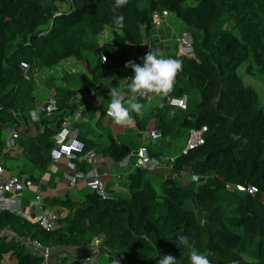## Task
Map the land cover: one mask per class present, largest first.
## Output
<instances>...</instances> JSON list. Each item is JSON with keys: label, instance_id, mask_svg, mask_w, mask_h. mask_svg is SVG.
<instances>
[{"label": "trees", "instance_id": "1", "mask_svg": "<svg viewBox=\"0 0 264 264\" xmlns=\"http://www.w3.org/2000/svg\"><path fill=\"white\" fill-rule=\"evenodd\" d=\"M113 4L114 0H0V156L5 175L10 168L6 160L14 159L18 147L28 165L12 174L38 181L51 162L54 133L78 109L87 120L72 124L84 142V150L71 159L79 170L89 169L84 155L92 147L98 146L95 151L113 161L128 156L131 143L116 142L107 131L106 145L97 144L83 129L105 115L109 89L127 88L130 81L125 77L134 74L124 64H142L150 48L181 61L182 70L168 96L187 95V108H171L167 96H158L142 116L133 113L138 136L152 128L162 135L146 143L145 166H135L129 157L134 169L126 176L125 191L104 185L107 197L89 187L79 199L46 196L43 207L58 215L53 229L0 209V264L6 257L15 264H47L25 239L60 254L51 264H156L165 254L190 264L189 250L176 245L179 235L194 241L211 264H264V111L258 106V93L243 83L240 73L247 64V74H252L253 65L264 76V0H128L119 10L123 28L112 24ZM161 10L181 23L180 30L191 33L194 57L177 55L176 43L171 51L168 40L152 35V13ZM228 20L233 21L232 30L224 27ZM107 28L114 38L100 39ZM128 44L135 53L125 50ZM69 57L84 61L87 70L64 73L63 84H50L57 110L41 111L32 120V72L37 65L51 68ZM21 62L29 65L28 79ZM80 89L100 98L99 103L77 99ZM148 97L139 102L144 106ZM127 99L131 97L125 96V105ZM201 126L207 128L204 143L187 153L174 152L190 128ZM9 129L18 135L13 149L3 152ZM162 165L168 172L158 180L154 174ZM184 169L199 175L200 181L183 178ZM237 184L257 191L227 188ZM91 246L95 251L88 255L77 257L69 251Z\"/></svg>", "mask_w": 264, "mask_h": 264}, {"label": "built area", "instance_id": "2", "mask_svg": "<svg viewBox=\"0 0 264 264\" xmlns=\"http://www.w3.org/2000/svg\"><path fill=\"white\" fill-rule=\"evenodd\" d=\"M169 17V12L167 10L154 11L152 13V24L154 28L162 27L163 23L167 21ZM176 30L172 27L169 31V36L162 38L163 35L157 33L156 38H160V40L171 39L176 43V54L186 57H194V46H193V38L189 31L180 30L179 32H175ZM104 60V58H103ZM21 68L24 72V77L26 79L29 78L28 69L29 65L26 62L20 63ZM130 78V74L125 77V80ZM76 98L82 100L84 102H98L100 98L95 97L94 94H90L85 92L83 89H80ZM166 103L168 106L174 109H186L188 105V97L183 94L181 96H167ZM40 110L33 112L31 111V116H35L33 120L36 119V114H39L41 111H45L47 114H50L57 110V104L54 96L53 89L50 91V95L47 101L39 107ZM108 105L105 109V115H107ZM110 118V117H109ZM82 119V109H78L71 121H63L58 130L53 135V145L50 149L49 155L51 161H59L62 158L72 159L77 157L79 153L84 150V142L78 138L79 129L72 128L73 122H78ZM112 120V118H110ZM206 126H201L199 128H190L187 132L185 145L181 150V153H187L188 150L193 149L194 147L204 143L206 132ZM18 131L14 129H9L6 134L5 139V147L3 152H7L13 149L14 141L17 138ZM162 133L158 128L146 129L145 134L142 136V140L137 147H133L130 149L128 153V158H134L135 166H145L149 161V155L146 148V143L143 141L144 139L149 140H157L161 137ZM87 164L89 165V176H91L92 180L89 182V185L96 189L97 193H99L102 197H107V193L105 192V187L102 181L100 180V171L97 168V165L104 161L105 157L101 153H97L96 151H86L84 155ZM173 161V158L170 159V162ZM171 167V163L168 165ZM85 176V173H69L68 177L70 179V186L74 187L75 184L79 181L80 176ZM180 175L185 178H190L192 174H190L187 170H183L180 172ZM229 189H238L242 191H246L250 194L257 191L254 186L244 187L242 185L229 186ZM30 192L29 203L24 206L23 204V196L27 195L26 193ZM43 196L41 194L40 185L37 184L34 180L26 177L25 175L11 174L9 176L5 175V163L0 156V209L8 210L11 212H15L21 215L24 218L35 220L45 229H53L58 225V215L56 212L49 210L48 208L43 207ZM38 210L35 213V210ZM98 240L95 239L91 245H97ZM24 244L38 251L44 257L45 263L48 262L50 249L45 248L40 243L36 241H32L29 239L24 240ZM7 259V257L5 258ZM75 264V262H73Z\"/></svg>", "mask_w": 264, "mask_h": 264}, {"label": "clouds", "instance_id": "3", "mask_svg": "<svg viewBox=\"0 0 264 264\" xmlns=\"http://www.w3.org/2000/svg\"><path fill=\"white\" fill-rule=\"evenodd\" d=\"M127 2L128 0H114L111 9L113 12V26L124 27V16L119 10ZM106 59L104 57V61ZM141 59L142 64H137L133 60H129L124 64V67L130 68L134 74L126 79L130 81L126 89L118 90L116 87L109 89L110 103L108 104L107 115L117 125H129L133 122V113L136 115L142 114L143 104L139 102L140 98H146L149 95L168 96L174 89L175 77L182 70L181 61L164 57L159 48L148 49ZM126 95L131 97L127 105L124 102ZM190 179L192 182L198 183L200 176L192 174ZM176 245L189 250L188 259L190 264H211V261L205 255L198 252L195 242L191 241L187 235L177 236ZM156 264H180V262L171 254H165L160 255L156 260Z\"/></svg>", "mask_w": 264, "mask_h": 264}, {"label": "crops", "instance_id": "4", "mask_svg": "<svg viewBox=\"0 0 264 264\" xmlns=\"http://www.w3.org/2000/svg\"><path fill=\"white\" fill-rule=\"evenodd\" d=\"M160 34L163 35L162 38L168 37L170 35L168 32H164V31H162ZM158 100H159L158 96H153V101H151V102H155ZM97 103H99V102H96V104ZM126 103H128V102L126 101ZM148 103H150V101H148ZM148 103H146V104H148ZM147 110H148V107L143 108L141 116L145 112H147ZM98 114H99V112H98ZM108 119L111 120L106 115H104L101 118L100 122H98V123H96L95 120L92 119V120H90V123L84 125L85 128L83 129V131H85V134L87 136H89L93 140V142H96L97 144L99 143L102 145H106L107 139H106L105 134L107 131H109L111 136L116 141L118 139V137L113 136V133L111 132V130L106 129L105 121ZM81 120L83 121V120H85V118L82 117ZM85 121H87V120H85ZM149 122H151V124H152V120ZM136 125H137L136 120H135V118H133V122L131 124L126 125V126H121V127L123 129V132L133 131L136 133V135H138V132H137L138 130L136 128ZM145 132H146V130L139 131L140 136H137V139H138L137 144H133V147L139 146V144L142 140V136L145 134ZM123 134H125V133H122V135ZM124 136H125L124 141L127 143H130V142H128L130 140H127V139L135 138V136L128 137L130 135H127V134ZM96 148H98V146H96L94 148L92 147L91 149H89V151H95ZM97 153H99V152H97ZM20 154H21L20 150L18 149V147H16V150L12 153L13 158L16 159V162H15L16 167L14 169H12L9 166L10 168L8 170H6V175H10L12 173H17L18 171H20V169H21V164H20L21 163L20 162L21 155ZM104 157H105L104 161H102L100 164L97 165V168L100 171V180L107 187V189H109V190L110 189H116V190L122 191V190H120V188H118V186L120 184H123V185L125 184L124 187L126 186V176L130 171H132L134 169V166L132 165L131 159H129L126 156L123 160L117 162V161H113L108 156H104ZM165 167H167V165H162L160 168H158L156 170L157 172L154 174V177L159 180V179H161V176L163 177L164 175H167L168 170H166ZM88 170L89 169H87L86 171H81L77 168V166L74 164V162L71 159L62 158L61 160L56 161V162L51 161L47 165L46 169L40 175L38 181H35V182L40 185L41 194L43 196V199L46 196L62 197L65 194L70 195L74 199H79L82 197V195L85 193V191L88 190V187L92 188L89 185V182L92 180V178H91V176H89ZM83 172L85 173V176L81 175L79 178V181L75 184V186L71 187L70 186V179L68 177L69 173L80 174ZM26 194L27 195H24L23 199H22L24 206L28 205V203H29L30 192H27ZM91 250H92L91 247L79 248L77 252L80 255H88L91 253L90 252Z\"/></svg>", "mask_w": 264, "mask_h": 264}, {"label": "rangeland", "instance_id": "5", "mask_svg": "<svg viewBox=\"0 0 264 264\" xmlns=\"http://www.w3.org/2000/svg\"><path fill=\"white\" fill-rule=\"evenodd\" d=\"M175 21V18L169 14V17L167 19V21H165L162 25V27L160 28H154L153 29V36H157L156 34L157 33H161L162 31L164 32H168L169 33V30L173 27L176 31L175 32H179L180 31V27H181V23L179 21H176V22H173ZM224 27L226 29H229V30H232L233 29V21L232 20H228L227 22L224 23ZM114 36L111 32L110 29H106L100 36V39H113ZM167 41V39H164ZM169 44L171 45V51H173V47L174 46V43L175 41L174 40H171L169 39L168 40ZM117 47H120L119 43H116L115 44ZM125 50L130 53V54H133L135 53V49L134 47L131 45V44H128L126 47H125ZM248 65L245 64L241 70H240V73L242 74V79H243V83L245 85H248L250 87H252L257 93H258V96H259V101H258V106L261 107V109H263L264 111V76L260 75L257 71H256V68L252 65L251 66V70H252V74L249 75L247 74L246 72V67ZM36 70L34 72H32V75H33V78H34V82H35V91H34V97H35V101H36V107L34 110H32L33 112L37 111V113L39 112L40 110V106H42L48 99L49 95H50V91L52 89H49V85L50 84H63L65 81H64V76L63 74L64 73H70V74H74V73H80V72H83V71H86L87 70V65L84 61H79V60H76L75 58L73 57H69V58H66V59H63L61 61H59L56 65H54L53 67L51 68H48V67H45V66H36L35 68ZM30 74V73H29ZM63 76V77H62ZM153 96L154 95H149V101H153ZM197 97V95H196ZM130 99H127V102L129 101ZM148 103V102H147ZM149 105L148 104H145L143 106V108H147ZM36 114V118L38 117V114ZM30 115H31V112H30ZM99 116V114H97V117ZM32 120L35 118V116H31ZM105 125H106V129L107 130H111V132L113 133V136L115 137H118V139L116 140V142H123L125 140V136L124 135H130L128 137H133L135 136V138H131V139H127V140H130L128 142H130L132 145L133 144H137V136L135 132L133 131H126V132H123V129L121 126L115 124L112 120H106L105 121ZM122 133H125L122 135ZM186 140V139H185ZM185 140L183 141H180L178 143V145L175 147L174 149V152H178L179 150H181L184 145H185ZM145 143H149L150 140L149 139H144L143 140ZM7 164L12 168L14 169L16 166H15V162H16V159H7L6 160ZM20 164L22 166H27L28 165V162L23 158L21 157L20 159ZM14 171V170H13ZM161 179H163V177L161 176ZM125 185V184H124ZM123 184H120L118 186V188H120V190L124 191L126 190V186L124 187ZM157 186H159V184H157ZM158 188V187H157ZM263 199H264V196H263ZM38 210L36 209L35 210V213H37ZM201 216V215H200ZM203 216H201V220L203 221L202 219ZM92 247V250L90 252H94V248L93 246ZM70 252H72V254H74V256H81L79 255V253L77 252L78 249L74 250V249H70L69 250ZM60 254H54L52 250H50V254H49V258H48V262L47 264H51L53 260L56 259V257H58ZM92 260H96V255H92ZM5 264H15L11 259L7 258L4 260ZM113 263V262H111Z\"/></svg>", "mask_w": 264, "mask_h": 264}]
</instances>
